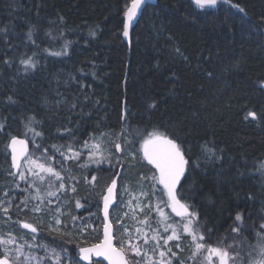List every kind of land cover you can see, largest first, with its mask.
Segmentation results:
<instances>
[{
    "label": "trees",
    "instance_id": "1",
    "mask_svg": "<svg viewBox=\"0 0 264 264\" xmlns=\"http://www.w3.org/2000/svg\"><path fill=\"white\" fill-rule=\"evenodd\" d=\"M130 2L0 0V123L5 125L0 151L11 136L26 138L31 153L41 155L47 147L57 168L56 161L66 160L52 145L72 144L81 150L84 141L95 142L104 133L102 149L107 156L114 154L111 162L123 157L116 164L122 172L129 156L118 155L111 141L130 134L136 142L124 148L136 154L139 170L128 171L150 178L155 170L136 151L140 138L134 130L173 136L191 158L178 191L199 212L206 242L231 245L228 251L239 253L236 259L247 264L249 252L257 256L253 248L264 224V119H245L249 111L264 117V0L220 1L203 9L191 0H157L143 10L128 45L122 30ZM56 52L62 54H52ZM28 57L36 66L25 71L20 60ZM33 116L42 122L33 125L43 133L35 137L39 150L31 133L23 135ZM4 158L0 152V185L13 181L8 156ZM116 171L100 167L95 190L81 181L75 193L65 192L74 212L76 200L96 204L91 241L74 237L69 221L71 243H65L69 237L54 239L45 228L38 233L54 246L64 244L72 264L78 247L100 239L103 188ZM145 182L151 185L150 179ZM237 213L242 222L235 221ZM11 215L32 222L29 211L14 208ZM237 226L240 231L233 232ZM14 231L28 233L18 225ZM186 256L176 257L175 264Z\"/></svg>",
    "mask_w": 264,
    "mask_h": 264
},
{
    "label": "snow or ice",
    "instance_id": "2",
    "mask_svg": "<svg viewBox=\"0 0 264 264\" xmlns=\"http://www.w3.org/2000/svg\"><path fill=\"white\" fill-rule=\"evenodd\" d=\"M193 2L197 7L203 9L206 6H216L218 0H193ZM223 2L230 3L231 0H223ZM144 3L145 0H131L130 4L125 6L124 16L126 17V22L123 30L125 37L129 35V26L137 17ZM232 6L238 8L241 12L244 11L238 4ZM261 22L264 23V17H261ZM29 39H31V32L29 33ZM52 54L61 55L62 53L56 52ZM4 63H9V61L5 60ZM20 63L25 66V71L36 66V62L32 57L22 58ZM151 107H155V105H151ZM249 117L253 120L264 119V117L258 116L256 111H249L245 119ZM40 123L42 122L37 121L34 116L29 117L24 125L25 132L23 133L25 137L29 133L32 134V142L38 150L42 148V145L35 143V137H42L43 133L37 131L33 125ZM4 127L5 125L0 123V132L4 130ZM64 131L71 132L67 128ZM104 135V133H100V136L94 138L95 142L91 144L88 140L83 142L82 147L85 149L91 148V151L88 153L89 159L85 163L80 164L79 167L86 168L89 163H101V159H96L95 157L97 155L103 157L102 138ZM128 135L130 134H125L123 138L118 135L111 141L115 152L122 153L124 146L135 144V139H129ZM134 135L140 138L139 148L136 151L142 153L143 160H146L155 170L150 178L140 177L141 190L139 196H131V199L125 205L130 211L125 212L124 217H128L134 223L129 226L124 218L121 217L117 218L116 228H114L113 223L109 219L110 206H116L115 202L117 199V180L113 179L107 186L106 193L101 197L104 216L103 237L90 246H80L78 248L79 259L76 264H80L81 261L86 262V264H103V261H107V264H173V258H176L178 253L173 251L172 242H175V248H180V242L185 236L190 238L194 248L190 259L194 261L199 259L200 264H214V258H216L218 264H229L230 260L239 256V253L230 254L227 249L207 244L205 234L202 231L204 225L200 221L199 212L187 202L188 197L178 191V187L183 186L182 180L186 178L185 174L189 170V161L191 159L190 157L186 158V150L182 144L173 136L158 130H153L146 135L134 130ZM28 144L29 142L26 138L17 136H11L6 144V149L11 150V167L16 169L15 172H9V175L16 177L18 181L24 182L27 187L22 189L25 196L19 204L13 205V200L9 198L7 192L4 193L5 198L0 199V219H2V227H0V264H72V259L66 255L68 249L64 247V244L54 246L52 243L40 238L38 233L41 226H43L46 227L49 234L54 235V239L69 237L65 243H71L70 234L67 230L68 226L60 218L65 214L61 211L59 203H57L53 212L51 206L54 201L51 198L56 197L57 201H59V193L68 190L75 193L77 190L75 184L79 183V181L73 175L62 174L61 170H57L52 165L51 161L54 156L48 154L49 149L47 147L43 148L40 157H36L29 151ZM51 147L65 160L73 159L78 161L82 155V152L72 144L52 145ZM61 149H64V151H61ZM204 150L207 153H212V149L207 148L206 145ZM67 153H71V156L67 155ZM129 155L132 156V159H135V153L130 152ZM113 156L114 154L110 153V156L107 157L110 163ZM114 158L117 165L121 164L123 157L116 156ZM149 179L151 181V190L146 192L143 190L142 182ZM66 180L74 181L75 183H72L70 187H66ZM84 180L89 182L87 177H84ZM95 181L96 177L92 176L90 182L94 183ZM156 185L161 187L159 188V196L155 204H153L151 197L157 196ZM15 187L19 188L20 184L15 183ZM123 191L125 193L129 192L127 186L124 187ZM141 196L148 197V203L142 204L139 199ZM133 200L136 201L134 206ZM75 207L79 209L83 205L79 200H76ZM14 208L19 211H30L36 215L38 217L36 225L20 219L13 220L11 212ZM153 208L158 215L157 228L151 227V217L149 215H145L143 219H140L136 212L137 209H139L140 213H144L145 209L151 212ZM165 209H171V213H174L175 217L180 219L175 220ZM48 217L50 219H47ZM70 218L73 224L80 219L74 215H70ZM242 219V215L237 213L235 221L242 222ZM136 224L151 228V235H149L145 227H136ZM17 225L22 229L29 230V232L16 234L14 229ZM259 227L261 232L257 233L259 239L254 246L257 256L252 258V252H249V264H264V224ZM4 228L9 230L5 231ZM160 228L163 229V232L160 231ZM117 230L121 232L119 237L115 235ZM232 231L238 233L240 227H234ZM211 233L212 229L209 228V238ZM26 249H40L44 254L42 256L37 255L34 251H26ZM62 253L65 255H62ZM94 257L102 258V260H94ZM176 264H185V262L177 260Z\"/></svg>",
    "mask_w": 264,
    "mask_h": 264
},
{
    "label": "rangeland",
    "instance_id": "3",
    "mask_svg": "<svg viewBox=\"0 0 264 264\" xmlns=\"http://www.w3.org/2000/svg\"><path fill=\"white\" fill-rule=\"evenodd\" d=\"M93 142L94 141H92L91 143H93ZM29 150H30V148H29ZM80 151L82 152V155H81V157H80V159L78 161L77 160H73V159H70V161L66 160L63 163H59V162L56 161L57 170H61L62 174H70V175L75 176L79 182L83 181L84 184H88V187L91 190H95L96 187H97V185H96L97 184V182H96L97 178H96V181L94 183H91L90 181H91V177L92 176L97 177L96 170H98V168H100V167H109L112 171H114V170L118 171V169L121 168V166L117 168L118 165L116 166V162H115L114 159H113V161L111 163L109 162V159H107V157H109V156L105 155L104 150H103V157H101L99 155H97V157H95L96 159H101V163L100 164L89 163L86 168H81V167H79V165L85 163L89 159L88 153L91 151V148H87V149L82 148ZM0 152L4 153L6 158L8 156V162H9V153H8V150L6 149V147H5V151L2 150ZM130 152L133 153L131 150L125 149V148H124V151L122 152V153H127V155L129 156V159H128L129 162H126L127 164H125L126 167H127L126 168L127 170L126 171L122 170L121 175L119 176L120 181L118 182V186H117V194H119V203L116 202V204H115L116 206H114L111 209V211H110V219H111V222L113 223L114 228H116V220H117V218L123 217L125 222L129 226H131L134 223L128 217H124V213L130 211L129 208L126 207L125 205H126L127 201L129 199H131V196H133V195L139 196V192L141 190V184L139 183L140 177H139V175L137 173H133V171L138 168L139 163H137L135 159H132V156L129 155ZM36 154H34V156H36V157H40L41 156L39 154H37V155ZM6 158H4L3 161ZM3 161H2V163H3ZM133 161H135V165L130 167L129 164L132 163ZM125 165H123V163H122V168ZM128 168L132 169L133 171H131V170L128 171ZM74 169L76 171H74ZM137 170H139V169H137ZM117 171H116V173H117ZM74 172H77V173H74ZM83 172H85V174ZM84 177H87L89 182H86L84 180ZM12 180L13 181H10V182H7V183H3V184L0 185V199H4L5 198L4 197V193L5 192L8 193L9 198H11L13 201H15V199L22 200L24 198L25 193L22 191V189L26 188L27 185L24 182H22V181H18V179L16 177H13ZM14 182L15 183H19L20 187L16 188ZM65 183H66V187H70V185L72 183H75V182L66 180ZM107 186H108V184H107ZM107 186H104L103 191H105ZM125 186H127V188L129 189L128 193H125L123 191ZM142 187H143V190L146 191V192H150V190H151V185L149 183H146L145 181L142 182ZM160 187H161L160 185H156L157 196H152L151 197V200H152L153 204H155V202L157 200V197L159 196L158 190H159ZM65 192H71V191L68 190V191H65ZM65 192L59 193V197H60L59 201H57L56 197H52L51 198L54 201V203L51 206L52 210L54 212L55 209H56L57 203H59L61 211L65 214V215H62L60 218L64 221V223L66 225H68V223L70 222V224H71L70 226L71 227H69V229H70L71 233L73 234L74 237L78 238L79 241L84 243L87 240H90L94 236V233H96V230L94 229V226H93V223L96 221V219H95V211H96V208H97L96 204H89L88 202L86 203V202H81L80 201V203L83 205V207H81L79 209H77L75 207L76 211L74 212L75 209L72 208L73 206H72V204L70 202V199L65 194ZM103 194H104V192H103ZM139 199L142 202V204H145V203H148V199L149 198L141 196V197H139ZM132 203H133V206H134L136 201L133 200ZM100 209H101V202H100ZM165 211L169 215L173 216V218L175 220H179L180 219L179 217H175L174 213H171V209H165ZM136 212H137L138 218H140V219H143V217L145 215H149L151 217V221H150L151 227L152 228H157L158 227V225L156 223V221L158 219V215L155 212L154 208H153V210L151 212H149V210H147V209H145L144 213H140L139 209H137ZM68 214L77 216L80 219H78L75 222V224H73V222H72V220L70 218V215H68ZM31 217H32V223L34 225H36V223L38 221V217L36 215L32 214V213H31ZM47 219H50V217H48ZM102 225H103V223H102V219H101V227H102ZM135 226L136 227H145L146 230L149 232V235H151V228H147V226H142V225H139V224H136ZM43 228L46 229V227L41 226L40 230L44 231ZM160 231L163 232V229L160 228ZM115 235L117 237H119L121 235V232L119 230H117L115 232ZM99 238H101V234H100ZM94 243H96V242H93L91 244H94ZM172 244H173V251H176L178 253L177 257H179L180 255L183 256L184 253H187V256L184 257L185 264H191L194 261V260L190 259L192 256H189V255H191L193 253V250H194L193 245H192L189 237L185 236L184 239H182V241L180 242V248H175V246H174L175 242H172ZM88 245H90V244H88ZM210 245L218 246V247H221V248L227 249V250L229 249V247L227 248L225 245H221V244H211L210 243ZM78 248L75 251L77 260H78V256H77ZM229 253L231 254V251ZM62 255H65V254L62 253ZM66 255L69 258H71L73 256L70 251H68ZM149 255H151V253H149ZM196 261L200 264V260L199 259H197ZM214 261H215V264H216V262H217L216 258H214ZM80 263L84 264L82 262H80ZM103 264H105V263L103 262ZM173 264H175V258H173ZM229 264H241V262L238 259L235 258L233 260H230ZM247 264H249V262Z\"/></svg>",
    "mask_w": 264,
    "mask_h": 264
},
{
    "label": "water",
    "instance_id": "4",
    "mask_svg": "<svg viewBox=\"0 0 264 264\" xmlns=\"http://www.w3.org/2000/svg\"><path fill=\"white\" fill-rule=\"evenodd\" d=\"M191 1L193 2V0H191ZM220 1H223V0H218V2H220ZM193 3H194V2H193ZM129 4H130V3H129ZM156 4H157V0H145V3L142 5L141 10H140V11L138 12V14H137V17L133 20L132 24L129 26V35H128L127 37H125V36L123 35L124 23L126 22V17L123 16L122 38H123V40H124L128 45H130L131 31H132V29L134 28V26L136 25V23H137L138 19L140 18V16H141L143 10H144L148 5L154 6V5H156ZM194 4H195V3H194ZM206 7H212V6H206ZM262 89L264 90V83H263V85H262ZM19 138H21V137H19ZM8 142H9V141H8ZM7 150H8V153H9V166H10L11 172H15L16 169H14V168L11 167V163H12V161H11V150H10V149H7ZM118 155H121V153H118ZM149 165H150V164H149ZM150 166L153 168L152 165H150ZM153 169H154V168H153ZM120 172H121V168L118 169L117 173L115 174V176H114V178H113V179H116V180H117V186H118V178H119V176H120ZM113 179H112V180H113ZM110 183H111V182H110ZM110 183H109V184H110ZM116 191H117V189H116ZM105 193H106V189H105V191H104V194H105ZM104 194H103V195H104ZM116 197H117V192H116ZM116 201H117V199H116ZM115 204H116V202H115ZM112 207H113V206H110L109 212H110V210H111ZM100 213H101V217H102L103 225H104L103 201H102V199H101V209H100ZM109 219H110V215H109ZM110 221H111V220H110ZM103 225H102V228H101V239H102V237H103ZM23 230L29 232V230H27V229H23ZM89 246H90V245H89ZM77 256H78V259H79V252H78V251H77ZM93 259H94V260H102V258H96V257H94ZM81 262L86 264V262H83V261H81ZM103 262H104L105 264H107V261H103Z\"/></svg>",
    "mask_w": 264,
    "mask_h": 264
},
{
    "label": "flooded vegetation",
    "instance_id": "5",
    "mask_svg": "<svg viewBox=\"0 0 264 264\" xmlns=\"http://www.w3.org/2000/svg\"><path fill=\"white\" fill-rule=\"evenodd\" d=\"M218 263V260H217V262H216V264ZM214 264H215V261H214Z\"/></svg>",
    "mask_w": 264,
    "mask_h": 264
}]
</instances>
